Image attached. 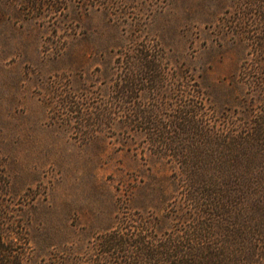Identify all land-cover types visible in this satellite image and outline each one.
I'll use <instances>...</instances> for the list:
<instances>
[{
	"label": "rangeland",
	"instance_id": "obj_1",
	"mask_svg": "<svg viewBox=\"0 0 264 264\" xmlns=\"http://www.w3.org/2000/svg\"><path fill=\"white\" fill-rule=\"evenodd\" d=\"M259 20L264 0H0V264H264Z\"/></svg>",
	"mask_w": 264,
	"mask_h": 264
},
{
	"label": "trees",
	"instance_id": "obj_2",
	"mask_svg": "<svg viewBox=\"0 0 264 264\" xmlns=\"http://www.w3.org/2000/svg\"><path fill=\"white\" fill-rule=\"evenodd\" d=\"M248 26L251 28V30H249V32L248 31L244 32V30H243V33H246V35L243 34L244 40H246L251 45L253 52H254V50L258 51V52H263L264 51V20H259V22L249 23ZM244 74L246 75V72ZM263 77H264V74H263ZM256 81H258V80H251V84L255 85ZM258 84L259 83H257L256 85H258ZM260 87L261 86H259V89H260ZM149 112L147 111V113H149ZM187 123H188V121H187ZM263 130H264V126L258 124L257 132L258 131L263 132ZM158 137H159V135H158ZM222 191L224 193L227 192L225 188ZM105 237H106V239H105V243L103 244V248L107 249L108 251L110 249H114L115 247H118V246L119 247L129 246V243L125 239H122L120 237H112L110 235H107ZM3 246L4 245L2 244V242H0V249L4 251ZM183 264H191V263L188 261H184Z\"/></svg>",
	"mask_w": 264,
	"mask_h": 264
}]
</instances>
